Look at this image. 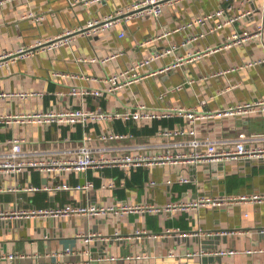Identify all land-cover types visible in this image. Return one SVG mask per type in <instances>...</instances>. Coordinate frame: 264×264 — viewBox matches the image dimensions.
<instances>
[{"label":"crops","instance_id":"obj_1","mask_svg":"<svg viewBox=\"0 0 264 264\" xmlns=\"http://www.w3.org/2000/svg\"><path fill=\"white\" fill-rule=\"evenodd\" d=\"M133 1L135 0H106L87 7L71 6L68 0H17L0 5V54L33 46L38 40L54 38L65 30L83 28L89 20L113 14ZM224 5L225 0L182 1L165 6L158 18H133L114 29L92 36L76 33L75 40L70 45L53 51L36 52L0 67V91L41 93V96L27 99L0 100V113L60 110L66 107H85L92 110L100 107L107 112H116L133 108L138 103L158 111L184 108L202 112L264 98V64L233 70L264 57V15L261 13L264 0H232V9L227 10L221 18L207 21L206 28L225 17L240 15V18L190 44L184 45V42L202 31L200 26L194 25L175 31L178 26ZM247 11H251V14H243ZM29 13L34 17L27 16ZM258 25L263 27L261 36L240 46L217 52L205 51L200 57L185 59L166 72L149 75L114 93L104 90L107 86L104 80L129 68L136 59L148 57L157 51L163 52V56L157 61L140 69L143 73H154L197 50L221 46L226 36L233 31L247 29L254 32ZM120 32L125 35L119 37ZM117 50L122 53L116 58L107 62L100 61ZM82 58L96 60L83 62ZM55 72L76 75V78L56 79L53 77ZM80 76L96 78V81ZM72 87L83 90L100 89L102 94L94 96L88 93L74 97L70 94ZM201 102L205 104L201 105ZM256 115L200 119L194 123L196 135L223 140L241 133H264V116ZM109 126L117 132L133 133L132 143H153L150 148L143 147V151L157 152L168 146L165 143L186 140L155 136L160 127L187 129L188 122L183 116L174 115L140 126L132 121L124 123L121 120H114ZM105 127H108L107 124L101 122L86 126L77 123L72 128L58 123L29 124L24 127L0 123V140L22 135L29 141L27 147L44 149L54 144H63V139L67 136L73 143H78L84 132L99 134ZM142 129L143 132L139 133ZM131 171L126 176L119 167L107 166L95 170L86 169L79 174L67 172L51 176L31 170L17 178L0 181V208H42L129 199L164 204L183 198L194 199L200 195L264 192V163L225 162L199 164L185 169L166 165L138 167ZM181 175L188 176L189 181L177 182L176 178ZM103 178L114 179L117 184L115 189L108 193L100 190ZM151 179L159 185H148ZM167 179H172L173 183L164 184ZM63 181L70 184L91 181L95 189L90 193L44 189L37 192L1 190L3 186L13 183L42 187L47 183ZM164 228L179 229L180 232L187 233L202 229L215 235L165 236ZM140 229L156 233L158 237L123 239L124 236H133ZM261 229H264V204L249 203L227 205L223 208H200L164 220L151 214L132 213L123 217L75 216L64 220L0 221V264H87L90 257L104 255L117 258L114 261L96 260L90 264H264V233L260 232ZM224 231L227 233H222ZM116 232L122 238H116ZM88 233L101 234L105 240L88 245L82 237ZM216 248L233 249L236 253L231 256H185L187 252L201 250L208 253L214 252ZM68 249L71 253L65 254ZM169 252L175 255L169 257ZM8 254L16 257L9 259ZM136 255H144L145 258H123Z\"/></svg>","mask_w":264,"mask_h":264},{"label":"built area","instance_id":"obj_2","mask_svg":"<svg viewBox=\"0 0 264 264\" xmlns=\"http://www.w3.org/2000/svg\"><path fill=\"white\" fill-rule=\"evenodd\" d=\"M17 0H0V5H5L9 2ZM71 6L87 7L93 4H101L106 0H68ZM186 0H135L127 4L123 9L116 11L113 14L107 15L100 19L89 20L83 28L77 30H65L54 38H46L38 40L33 46L21 47L16 52H4L0 54V67L13 63L18 59H24L36 52H47L56 50L62 46L70 45L75 40L76 33H82L87 36L97 35L107 30L116 28L117 26L128 22L133 18L140 17H154L158 18L165 6H172ZM232 9V0H225V5L216 9L213 12L197 16L192 21L178 26L175 31H181L187 27L198 25L202 28L197 34L188 38L184 45L202 38L207 34L217 32L223 27L233 24L240 18V15L225 17L212 26L206 28L207 21L213 18H221L225 15L227 10ZM261 13L264 15V5L261 7ZM245 15L251 14V11L243 13ZM29 17H34L32 13L27 14ZM244 16V15H243ZM39 19V18H38ZM263 27L256 26L254 32L252 30L244 29L242 31H233L226 36L221 46L213 48H206V50H197L192 55L186 58H179L176 63L170 66H165L160 70L151 72H141L143 67L150 66L151 63L157 61L163 52L157 51L152 55L136 59L132 65L117 74L110 75L104 82L107 86L104 90L108 93H114L116 90L127 87L149 75L166 72L169 69L176 67L183 60H191L200 57L205 51L217 52L222 49H229L234 46H240L243 43L261 36ZM168 34V33H167ZM124 32H120L119 37H123ZM166 35V34H164ZM147 43V42H146ZM143 45V44H142ZM121 50L112 52L108 56L100 59L102 62L110 61L121 54ZM169 53V50H166ZM83 62H94L96 58L81 59ZM264 64V57L259 60L250 61L243 66L233 68V70L242 67H251ZM53 77L58 78H76V75H69L66 73L55 72ZM86 78L88 80L96 81V78ZM92 94L100 96L102 90H83L81 88L72 87L70 94L74 97H80L84 94ZM41 96V93L35 92H12L0 91V100L19 98L27 99L30 97ZM205 102H201L204 105ZM256 114H264V98H258L249 102H237L227 105L223 109L216 111H202L195 112L194 110H185L184 108H175L168 111L154 110L143 103H138L133 108H127L123 111L107 112L100 107L92 110L90 108L80 107H66L60 110L47 111H29L27 113H0V123L15 124L24 127L29 124L49 125L51 123H58L68 125L72 128L75 124L81 123L83 126L89 123H105V127L99 134L91 135L84 132L83 138L78 143H73L67 136L63 139V144L52 145L44 149H33L27 147L28 139L22 135H15L10 138L0 140V181L6 179L17 178L24 172L36 170L43 175H51L76 172L82 173L86 169H99L107 166L119 167L126 176L132 169L138 167L152 168L154 166H172L179 168H188L199 164H220L225 162H247V163H264V133H241L238 136L230 139H210L201 138L197 136V131L194 123L200 119H220V118H236V117H250ZM183 116L188 122V128H174L167 129L160 127L156 131L155 136L164 138H186L183 141H176L172 143H165L168 145L164 150L157 152L143 151V147L150 148L149 143H132L134 142V134L131 132H117L110 127L109 124L114 120H121L124 123L132 121L135 125H144L155 119ZM169 140V139H168ZM154 144H157L154 143ZM170 147V148H169ZM189 147V149H185ZM147 150V149H146ZM176 181L179 183H187L188 176H178ZM173 183L172 179H167L164 184L170 185ZM150 186L159 185L153 179L148 182ZM117 186L114 179L103 178L100 190L111 192ZM41 189L47 191H71V192H92L95 187L91 181L84 183L70 184L68 181L60 183L45 184L42 187L34 186L32 184H17L13 183L9 186H3L1 190L7 192H16L26 190L28 192H37ZM241 203L249 204H264V192H255L250 194L239 195H200L194 199H180L177 201H168L164 204L135 202L132 200H112L103 203H89V204H66L64 206H48V207H29L22 208L14 206L10 208H0V221L11 222L18 220H64L71 217H106L115 216L123 217L128 214H151L160 217L164 220L171 218L181 213L194 212L200 208H223L227 205H235ZM260 232L264 233V229ZM222 233H227L226 231ZM163 234L165 236L187 237L189 235L202 237L214 236L213 232H206L198 229L192 233L180 232L179 229L164 228ZM83 239L86 244L90 245L93 242H104L105 238L101 234L88 233L84 234ZM115 237L120 239L122 236L115 233ZM158 234L150 232L146 229L136 230L133 236H124L123 239L142 240L143 238H157ZM88 251V250H86ZM103 251V250H102ZM71 253L68 249L65 254ZM236 253L233 249H219L216 248L214 252L204 253L203 251H191L185 253L186 257H199L205 255L216 256H231ZM169 257L174 256L173 252H169ZM9 259H14V254H8ZM116 256H100L97 258L90 257L87 264L96 260H116ZM120 258V257H119ZM126 260L142 259L144 255L125 256Z\"/></svg>","mask_w":264,"mask_h":264},{"label":"rangeland","instance_id":"obj_3","mask_svg":"<svg viewBox=\"0 0 264 264\" xmlns=\"http://www.w3.org/2000/svg\"><path fill=\"white\" fill-rule=\"evenodd\" d=\"M256 116H264V114H258V115H256ZM163 248H167V246H163Z\"/></svg>","mask_w":264,"mask_h":264},{"label":"trees","instance_id":"obj_4","mask_svg":"<svg viewBox=\"0 0 264 264\" xmlns=\"http://www.w3.org/2000/svg\"><path fill=\"white\" fill-rule=\"evenodd\" d=\"M143 132V129H142V131L141 132H139V133H142ZM135 133H138L137 131H135ZM132 173V171H130V173L129 174H131Z\"/></svg>","mask_w":264,"mask_h":264}]
</instances>
